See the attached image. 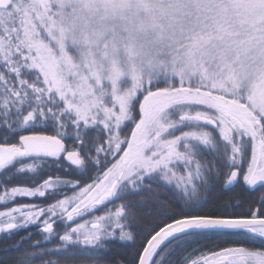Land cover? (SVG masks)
<instances>
[{
	"label": "snow or ice",
	"instance_id": "obj_1",
	"mask_svg": "<svg viewBox=\"0 0 264 264\" xmlns=\"http://www.w3.org/2000/svg\"><path fill=\"white\" fill-rule=\"evenodd\" d=\"M0 207V264H264V0H0Z\"/></svg>",
	"mask_w": 264,
	"mask_h": 264
},
{
	"label": "trees",
	"instance_id": "obj_2",
	"mask_svg": "<svg viewBox=\"0 0 264 264\" xmlns=\"http://www.w3.org/2000/svg\"><path fill=\"white\" fill-rule=\"evenodd\" d=\"M30 179V174L29 175H18L14 177L13 181L11 184H17V185H29L28 181ZM13 244L10 241H8V237L6 234H1L0 235V256H9V257H15L18 255V253L10 248V245ZM51 247V245H49ZM8 249L7 252L4 250Z\"/></svg>",
	"mask_w": 264,
	"mask_h": 264
},
{
	"label": "flooded vegetation",
	"instance_id": "obj_3",
	"mask_svg": "<svg viewBox=\"0 0 264 264\" xmlns=\"http://www.w3.org/2000/svg\"><path fill=\"white\" fill-rule=\"evenodd\" d=\"M22 176V175H20ZM10 187L11 186H30V185H17V184H10L9 185ZM41 201H38V200H18L17 203L19 204H28V203H40ZM8 206H15V205H8ZM0 210H5L4 207H0ZM26 231H32V232H36L38 231V229L33 226L27 230H21L19 233H17L15 236H12L11 238H8V241H10L11 243H14L16 240L19 239L20 236H23L26 234ZM3 234V233H0V235ZM40 237H37V236H34L33 239H39ZM25 243H29V242H25Z\"/></svg>",
	"mask_w": 264,
	"mask_h": 264
}]
</instances>
